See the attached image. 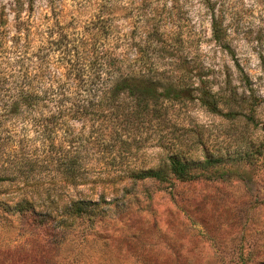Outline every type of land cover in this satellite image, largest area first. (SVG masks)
<instances>
[{
	"label": "rangeland",
	"instance_id": "rangeland-1",
	"mask_svg": "<svg viewBox=\"0 0 264 264\" xmlns=\"http://www.w3.org/2000/svg\"><path fill=\"white\" fill-rule=\"evenodd\" d=\"M20 1L24 19L68 32L109 14L120 56L151 72H175L193 87L203 81L226 94L234 89L239 99L210 102L221 113L198 100L166 102L165 113L147 116L150 125L124 138L130 146L119 151L105 149L99 135L98 148L88 144L86 156L99 182L78 188L98 205L62 231L37 228L14 209L24 199L30 206L38 174L52 172L34 162L37 133L17 125L18 159L30 162L6 170L12 180L0 183V264H264V0H209L226 29L223 46L212 39L204 0H33L32 11ZM0 4L12 32L13 0ZM143 29L148 33L140 38ZM111 119L99 116V123ZM74 126L83 138L98 134L91 122ZM170 152L195 162L208 158L213 166L189 182L124 180L128 170ZM48 186L57 189L58 205L75 195Z\"/></svg>",
	"mask_w": 264,
	"mask_h": 264
},
{
	"label": "trees",
	"instance_id": "trees-1",
	"mask_svg": "<svg viewBox=\"0 0 264 264\" xmlns=\"http://www.w3.org/2000/svg\"><path fill=\"white\" fill-rule=\"evenodd\" d=\"M204 5L211 13L212 39L223 46L226 29L214 14L212 3L204 0ZM23 6L20 0H13L11 32L6 10L0 4V183L12 180L4 174L6 170L21 161L25 165L30 162L26 156L18 159L20 146L13 143L12 135L17 125L28 124L40 140L34 149V162L40 170L49 168L52 172L48 176L38 174L30 206L24 199L15 202L14 209L25 212L37 228L66 230L94 212L99 201L82 197L78 188L99 182V170H93L86 160L88 144L98 148L99 135L105 149L119 151L130 146L124 138L150 125L147 116L165 113L166 102L198 100L213 113L221 112L210 102H238L234 89L226 94L203 81L193 87L175 72H151L139 60L120 56V38L109 14H99L98 24L68 32L58 23L35 25L28 17L24 19ZM27 6L32 11L33 0H27ZM147 33L143 29L140 38ZM86 116L91 119L86 120ZM99 116L113 119L103 126ZM77 122L81 126L91 122L97 136L76 134ZM116 137L121 138L118 144L112 142ZM158 156L151 166L128 170L124 180L189 182L213 166L208 158L195 162L176 152ZM53 182L75 195L58 205L54 196L57 189L48 186ZM35 202L39 203L37 208Z\"/></svg>",
	"mask_w": 264,
	"mask_h": 264
}]
</instances>
